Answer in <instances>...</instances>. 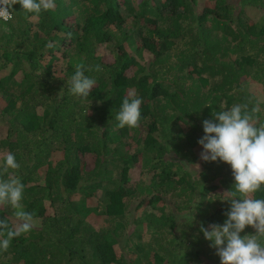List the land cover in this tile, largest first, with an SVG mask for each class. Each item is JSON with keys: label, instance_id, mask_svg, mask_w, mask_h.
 Segmentation results:
<instances>
[{"label": "trees", "instance_id": "1", "mask_svg": "<svg viewBox=\"0 0 264 264\" xmlns=\"http://www.w3.org/2000/svg\"><path fill=\"white\" fill-rule=\"evenodd\" d=\"M55 2L0 21V178L12 152L36 213L0 264H220L199 227L223 224L234 178L197 141L237 103H258L264 123V0ZM80 63L96 81L87 98L69 91ZM133 91L139 126L120 128ZM13 212L0 206L10 226Z\"/></svg>", "mask_w": 264, "mask_h": 264}, {"label": "clouds", "instance_id": "2", "mask_svg": "<svg viewBox=\"0 0 264 264\" xmlns=\"http://www.w3.org/2000/svg\"><path fill=\"white\" fill-rule=\"evenodd\" d=\"M19 4L30 18L42 12L54 10L55 0H0V21L6 25L13 19V5ZM5 27V31H7ZM99 71V66L96 67ZM83 63L77 64L70 76V93L87 98L96 84L95 79L85 74ZM141 98L133 91L123 100L116 114L118 127L136 128L141 119ZM261 111L257 103L251 108L248 103L234 104L224 110L213 111L211 117L202 121L203 136L197 141L202 148L199 160L203 163L219 160L230 166L234 178L233 186L219 194L221 202L229 208L223 213V224L211 223L207 227L200 223L209 247L215 249L220 264H264V196L257 193L264 189V123L259 121ZM194 166L199 179V165ZM20 168L15 155L8 152L3 157L0 178V206L14 209V226L0 218V249L7 250L12 241L34 227L35 212L27 211L23 204L24 184L15 174ZM246 227L254 234L241 235Z\"/></svg>", "mask_w": 264, "mask_h": 264}, {"label": "rangeland", "instance_id": "3", "mask_svg": "<svg viewBox=\"0 0 264 264\" xmlns=\"http://www.w3.org/2000/svg\"><path fill=\"white\" fill-rule=\"evenodd\" d=\"M105 51H102V53H104ZM115 171V170H114ZM130 174L132 175V177L133 178H136V179H139V180H142L143 181V179H144V182H146V179L144 178V174H145V172L144 173H142V175H141V171H145V168H142V170H138L137 168H131L130 170ZM143 179H142V178Z\"/></svg>", "mask_w": 264, "mask_h": 264}]
</instances>
